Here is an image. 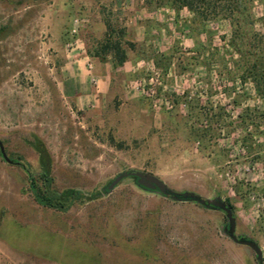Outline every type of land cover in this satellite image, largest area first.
I'll use <instances>...</instances> for the list:
<instances>
[{
  "label": "rangeland",
  "instance_id": "374dc122",
  "mask_svg": "<svg viewBox=\"0 0 264 264\" xmlns=\"http://www.w3.org/2000/svg\"><path fill=\"white\" fill-rule=\"evenodd\" d=\"M135 28V47L120 45L136 71L120 76L137 109L117 97L104 112H76L60 80L65 46L76 42L83 60L107 33ZM154 78L170 109L126 90ZM0 142L35 177L46 167L55 191L85 197L66 212L41 207L26 174L0 155V264H256L220 211L132 178L109 189L129 171L232 207L235 235L255 242L264 264V231L254 234L264 217L254 219L249 199L258 180L224 177L264 167V0H0Z\"/></svg>",
  "mask_w": 264,
  "mask_h": 264
},
{
  "label": "crops",
  "instance_id": "0c3cea01",
  "mask_svg": "<svg viewBox=\"0 0 264 264\" xmlns=\"http://www.w3.org/2000/svg\"><path fill=\"white\" fill-rule=\"evenodd\" d=\"M132 21L135 22V19ZM134 31L131 30L128 35L118 38V41L120 42V39L128 41L132 44L131 49L134 48V44L140 40L137 28ZM159 38V42L156 41L157 44H160L155 47L156 53L163 52L162 50L165 48L162 45V38ZM79 49L82 48L79 47ZM121 49L125 50L127 56L132 53L130 48L121 47ZM82 51L86 53L83 49ZM96 52L97 50H95ZM86 57L80 60L76 55L74 56L73 52V54L71 53V62L64 63L61 68V71L65 72L60 79L61 84L67 86L65 98L71 102L74 110L76 112H104L105 108L111 105L114 98L117 97L122 101V105L128 104L130 110L137 109L132 97L121 90L125 79L120 76V73L127 72V74L125 73L127 76L133 77L138 58L127 57L123 64L117 65L112 55L106 56L102 60L96 57ZM87 61L91 63V70H88L86 66ZM91 79H95V85L92 84ZM260 230L264 231L263 223H259L258 227H254V234L258 235Z\"/></svg>",
  "mask_w": 264,
  "mask_h": 264
},
{
  "label": "trees",
  "instance_id": "16d2710c",
  "mask_svg": "<svg viewBox=\"0 0 264 264\" xmlns=\"http://www.w3.org/2000/svg\"><path fill=\"white\" fill-rule=\"evenodd\" d=\"M178 1H200V0H178ZM189 4V3H188ZM190 5V4H189ZM122 34L120 35L121 38ZM113 40L111 33H107L104 37L102 44L100 45V52H96L93 57L100 58L105 56V52L112 53L117 65L123 64L127 59L125 50L121 49L119 39ZM129 47L131 44H127ZM102 52V55L100 53ZM12 161V160H11ZM13 165H17L26 174L28 180V188L32 193L35 203L41 207L53 209L59 212H66L75 202H81L85 198L79 191H69L66 193H59L52 189V179L49 176V171L45 167L41 173L35 177L30 174L29 170L17 161H12ZM232 209V207H230ZM256 264H262L260 261H256Z\"/></svg>",
  "mask_w": 264,
  "mask_h": 264
},
{
  "label": "water",
  "instance_id": "95a60500",
  "mask_svg": "<svg viewBox=\"0 0 264 264\" xmlns=\"http://www.w3.org/2000/svg\"><path fill=\"white\" fill-rule=\"evenodd\" d=\"M0 155L5 162L12 164V161L8 159L4 152V148L1 142ZM126 178H132L134 180V183L144 191L158 194L164 198H169L175 202H192L209 210L220 211L221 213H223L227 220L226 232L229 239L238 245L245 246L251 249V251H253V253L256 255L257 261L261 262V251L257 244L250 240L238 238L235 235V218L233 216V213L231 209L220 199H214L212 201H209L192 193L177 194L169 190L161 181H159L155 177L140 172L131 171L117 175L111 181L109 189L113 188L120 180Z\"/></svg>",
  "mask_w": 264,
  "mask_h": 264
},
{
  "label": "built area",
  "instance_id": "2783aa9c",
  "mask_svg": "<svg viewBox=\"0 0 264 264\" xmlns=\"http://www.w3.org/2000/svg\"><path fill=\"white\" fill-rule=\"evenodd\" d=\"M78 22L74 21L72 25L71 34L76 35L78 31ZM79 47L76 42L72 41L65 46V51L69 54H73L75 51H79ZM88 70L92 69L91 63L87 61L86 64ZM92 84L95 85V79H91ZM155 86H160V83L157 78L149 79L148 81H133L129 85H126V90H130L135 95L138 96H147L151 98L152 105L154 108H159V106L164 104L167 109H170L171 106L168 105V102L164 101L162 96L157 95ZM244 154V153H243ZM239 173L244 175L254 176L258 181L253 184L254 189L250 191L249 199L252 202L253 216L255 220H260L264 217V167L255 164H247L244 166H235L234 170L228 171L224 174L225 180L229 185H232L236 181V177Z\"/></svg>",
  "mask_w": 264,
  "mask_h": 264
}]
</instances>
